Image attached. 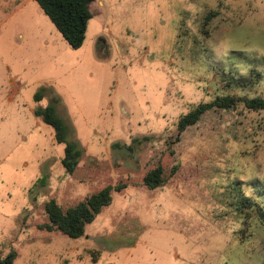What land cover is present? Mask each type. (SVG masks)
Masks as SVG:
<instances>
[{
    "label": "rangeland",
    "instance_id": "1",
    "mask_svg": "<svg viewBox=\"0 0 264 264\" xmlns=\"http://www.w3.org/2000/svg\"><path fill=\"white\" fill-rule=\"evenodd\" d=\"M18 2L0 0V259L264 264V218L236 211L242 197L264 211V110L237 102L177 132L217 96L264 98V0H95L78 49L34 1L12 14ZM51 98L79 152L71 174L34 114ZM157 166L165 183L148 189ZM117 183L83 236L39 228L49 200L65 209Z\"/></svg>",
    "mask_w": 264,
    "mask_h": 264
},
{
    "label": "trees",
    "instance_id": "2",
    "mask_svg": "<svg viewBox=\"0 0 264 264\" xmlns=\"http://www.w3.org/2000/svg\"><path fill=\"white\" fill-rule=\"evenodd\" d=\"M34 2L71 49H78L82 45L87 23L91 18L90 5L95 0H34ZM40 97V94H35V101L38 102ZM237 102H241L245 108L250 110H264V98L253 97L237 100L228 95L217 96L212 101L200 104L182 116L177 122L178 134L194 125L206 111L214 108L230 109L235 107ZM34 114L53 129L55 141L64 145L61 164L68 174L73 173L77 166L79 152L66 140L63 124L55 116L53 108L51 106L39 108L34 111ZM142 183L152 190L163 186L165 180L162 169L157 166L148 171ZM125 187L126 185L122 183L108 185L65 209L51 199L44 204L47 222L39 228L47 232L58 231L73 239L79 238L83 236L85 226L92 223L104 207L110 205L113 192L119 193ZM237 205L236 211L242 216L244 223H247L246 218H252V214L258 217V220H263L264 211L254 200L242 197ZM250 213L252 216H249ZM14 259L15 253L9 252L0 259V264H13Z\"/></svg>",
    "mask_w": 264,
    "mask_h": 264
},
{
    "label": "crops",
    "instance_id": "3",
    "mask_svg": "<svg viewBox=\"0 0 264 264\" xmlns=\"http://www.w3.org/2000/svg\"><path fill=\"white\" fill-rule=\"evenodd\" d=\"M34 0H19V2L17 3V5H19V7L17 8V9H15V10H12L11 12H12V14H17L18 13V11L19 10H21L23 7H25L27 4H29V3H34L33 2ZM95 3V2H94ZM94 3H92V4H94ZM99 5H100V7H103V3L101 2V1H98L97 2ZM91 4V5H92ZM90 5V6H91ZM38 11V10H37ZM11 14V15H12ZM10 19H11V17H10ZM16 29L17 30H19V31H21V28H18V27H16ZM17 38H22V35L19 33L18 35H17ZM44 89H46V91H43L40 95H41V97H40V100L39 101H41L42 100V98H43V96L44 95H49L50 94V91H48L47 89L48 88H46V87H43ZM50 102H52V105H50L52 108H53V110H54V114H55V116L57 117V113H56V109L54 108L55 107V105H56V100H55V98L53 99V98H51V101ZM53 104H54V106H53ZM162 187V186H161Z\"/></svg>",
    "mask_w": 264,
    "mask_h": 264
}]
</instances>
